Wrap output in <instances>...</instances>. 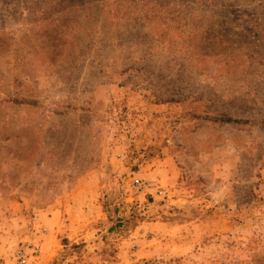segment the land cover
<instances>
[{
    "label": "rangeland",
    "instance_id": "obj_1",
    "mask_svg": "<svg viewBox=\"0 0 264 264\" xmlns=\"http://www.w3.org/2000/svg\"><path fill=\"white\" fill-rule=\"evenodd\" d=\"M3 117L0 264H264V0H0Z\"/></svg>",
    "mask_w": 264,
    "mask_h": 264
},
{
    "label": "trees",
    "instance_id": "obj_2",
    "mask_svg": "<svg viewBox=\"0 0 264 264\" xmlns=\"http://www.w3.org/2000/svg\"><path fill=\"white\" fill-rule=\"evenodd\" d=\"M7 102H15L17 103V98L11 99V100H6ZM19 103L22 104H33L35 102L29 101V100H21ZM214 121H219L223 123H242L245 122L240 119H235L232 117H220L216 116L213 118ZM17 123H19L17 125ZM36 128H39L37 125H31V124H24L20 122H13L9 119H6V117L0 118V140L3 137L4 141H8L9 139L13 137H22L23 135H33L34 133H37L35 131ZM106 211L108 212V216L111 222V225L108 228V231L110 233L112 232H123L128 230L130 227L136 226V221L138 219V215L136 214L135 211H133L130 215L128 216H120L117 214L116 216H113L108 209V206L105 204ZM84 243L81 244H72V246L68 249V253L74 254L75 252H79L80 249L84 247ZM104 252H107L110 257H114L116 259V253L117 250L115 248H106Z\"/></svg>",
    "mask_w": 264,
    "mask_h": 264
}]
</instances>
